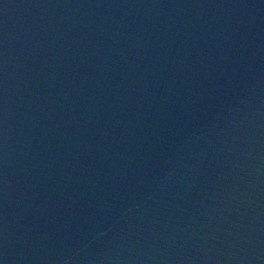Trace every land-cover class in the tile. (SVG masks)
<instances>
[{
    "label": "water",
    "instance_id": "water-1",
    "mask_svg": "<svg viewBox=\"0 0 264 264\" xmlns=\"http://www.w3.org/2000/svg\"><path fill=\"white\" fill-rule=\"evenodd\" d=\"M0 264H264V0H0Z\"/></svg>",
    "mask_w": 264,
    "mask_h": 264
}]
</instances>
